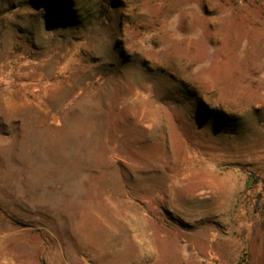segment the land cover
<instances>
[{
    "label": "rangeland",
    "instance_id": "1",
    "mask_svg": "<svg viewBox=\"0 0 264 264\" xmlns=\"http://www.w3.org/2000/svg\"><path fill=\"white\" fill-rule=\"evenodd\" d=\"M0 264H264V0H0Z\"/></svg>",
    "mask_w": 264,
    "mask_h": 264
},
{
    "label": "bare ground",
    "instance_id": "2",
    "mask_svg": "<svg viewBox=\"0 0 264 264\" xmlns=\"http://www.w3.org/2000/svg\"><path fill=\"white\" fill-rule=\"evenodd\" d=\"M53 86H54V85H52V86L50 87V89H52V88H53Z\"/></svg>",
    "mask_w": 264,
    "mask_h": 264
}]
</instances>
